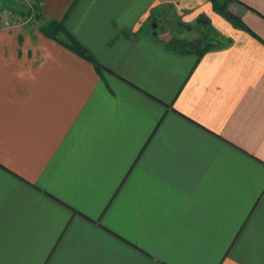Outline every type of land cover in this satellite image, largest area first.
<instances>
[{
	"label": "crops",
	"instance_id": "crops-1",
	"mask_svg": "<svg viewBox=\"0 0 264 264\" xmlns=\"http://www.w3.org/2000/svg\"><path fill=\"white\" fill-rule=\"evenodd\" d=\"M164 9L217 46L173 48ZM229 9L247 29L210 0H36L8 27L27 8L0 0V264H264V0Z\"/></svg>",
	"mask_w": 264,
	"mask_h": 264
},
{
	"label": "rangeland",
	"instance_id": "rangeland-1",
	"mask_svg": "<svg viewBox=\"0 0 264 264\" xmlns=\"http://www.w3.org/2000/svg\"><path fill=\"white\" fill-rule=\"evenodd\" d=\"M16 1L20 3L18 0ZM151 23L149 27L152 29V26H156L154 30L163 36L170 45L182 41L187 49H194L202 48L207 44L211 45L212 40H214V38L212 39V30L209 27L198 21L189 24L180 17L177 18V14L170 9L162 10Z\"/></svg>",
	"mask_w": 264,
	"mask_h": 264
},
{
	"label": "trees",
	"instance_id": "trees-1",
	"mask_svg": "<svg viewBox=\"0 0 264 264\" xmlns=\"http://www.w3.org/2000/svg\"><path fill=\"white\" fill-rule=\"evenodd\" d=\"M214 11L222 15L224 18H226L228 21H230L232 24L235 26L245 28L247 29V25L236 15H234L230 9L229 5L231 1L234 0H210ZM43 32L52 38L59 39L60 33L67 32L66 28L62 23L58 22H52L47 24L42 28ZM69 34L68 40L67 41H62V43L76 52L77 54L81 55L82 57L92 61L96 68L98 70H101L103 65H101L94 57L93 53L85 46L83 45L76 37L73 35ZM173 48H175L178 51H195L199 54L201 57L203 54H205L207 51L211 50L216 44L212 43L211 45H205L202 48H190L187 49V47L184 46V43L182 41L175 42L171 44ZM183 46V47H182Z\"/></svg>",
	"mask_w": 264,
	"mask_h": 264
},
{
	"label": "built area",
	"instance_id": "built-area-1",
	"mask_svg": "<svg viewBox=\"0 0 264 264\" xmlns=\"http://www.w3.org/2000/svg\"><path fill=\"white\" fill-rule=\"evenodd\" d=\"M20 3H22L27 8V14H25V17H20L17 20H7L6 25L8 27H12L14 24L17 23H29L36 18V0H18Z\"/></svg>",
	"mask_w": 264,
	"mask_h": 264
}]
</instances>
